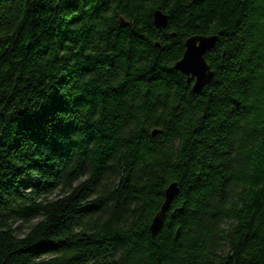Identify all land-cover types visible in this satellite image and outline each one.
<instances>
[{
	"label": "trees",
	"instance_id": "trees-1",
	"mask_svg": "<svg viewBox=\"0 0 264 264\" xmlns=\"http://www.w3.org/2000/svg\"><path fill=\"white\" fill-rule=\"evenodd\" d=\"M0 264H264V0H0Z\"/></svg>",
	"mask_w": 264,
	"mask_h": 264
},
{
	"label": "water",
	"instance_id": "water-1",
	"mask_svg": "<svg viewBox=\"0 0 264 264\" xmlns=\"http://www.w3.org/2000/svg\"><path fill=\"white\" fill-rule=\"evenodd\" d=\"M153 21L155 25L164 28L167 25L168 18L161 10L153 11ZM216 35H192L185 39L184 50L179 59H177L173 68L181 72L186 77V82L191 84L193 91L201 90L213 78V71L205 60V53L214 45ZM156 130H153V134ZM177 192V185L171 182L164 191V200L153 216L149 229L152 233L159 230L162 224L164 213Z\"/></svg>",
	"mask_w": 264,
	"mask_h": 264
}]
</instances>
